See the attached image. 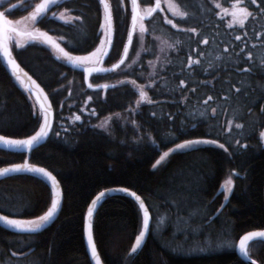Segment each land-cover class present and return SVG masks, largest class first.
Listing matches in <instances>:
<instances>
[{
	"label": "trees",
	"instance_id": "trees-1",
	"mask_svg": "<svg viewBox=\"0 0 264 264\" xmlns=\"http://www.w3.org/2000/svg\"><path fill=\"white\" fill-rule=\"evenodd\" d=\"M37 1L4 0L1 11L31 33L12 51L47 91L53 120L29 161L55 175L63 200L36 231L0 220V264H91L84 212L97 191L113 185L140 194L151 223L133 252L142 221L137 202L104 198L92 220L102 264H247L235 242L264 228V0H172L174 14L153 8L134 28L123 62L91 72L89 83L101 86L66 62L101 44V1L56 0L35 12ZM107 2L113 40L102 65L120 57L132 20L131 0ZM154 2L137 0L139 7ZM234 7L242 10L238 20ZM40 123L35 99L0 62V133L29 136ZM23 158L0 149V165ZM227 175L230 192L221 188ZM50 201L39 174L0 176V217L32 220ZM246 250L264 264V240H250Z\"/></svg>",
	"mask_w": 264,
	"mask_h": 264
},
{
	"label": "water",
	"instance_id": "water-1",
	"mask_svg": "<svg viewBox=\"0 0 264 264\" xmlns=\"http://www.w3.org/2000/svg\"><path fill=\"white\" fill-rule=\"evenodd\" d=\"M54 1H56V0H38L36 2V4L34 5V10L37 12H44L47 8H49V6L52 3H54ZM100 1L102 4V7H103L104 18L106 21V39H105V43H104L103 49L101 51V54L98 58V61L96 63L85 64V63H81V62H79L75 59H72V58H68V57L66 58V62L68 64H70L72 67L82 71L83 79L90 86H101L102 85V83H100V84H90L89 83V75L91 74V72L111 70L114 67H116L118 64H120V62L125 58L126 53H127V51H125V50L128 49V46L131 42L132 33L134 30L135 18L137 16V14H139L141 17H146L152 11V10H150L147 13L141 15L140 11H139L138 4H137V0H131L132 1V15H131L132 20H131L128 36H127V39L125 41L123 51H122L120 57L115 62H113L110 65H102V62L104 61L106 55L108 54L110 47H111V44H112L113 29H112V23H111V14H110L109 4H108L107 0H100ZM155 2H154V6L156 4ZM42 5L44 6L43 8H41ZM16 28H17V24H15L13 21L9 20L4 15V13L0 10V62L5 67V69L14 78H16L20 82V84H22V86H24L28 90V92L33 96V98L35 99V101L38 104L39 109H40L41 123H40V127L38 128V130L33 135H29V136H9V135H5V134L0 133V138H2V139H0V149L9 150V151H18V152L24 153L23 160L18 161V162H9V163H5L3 165H0V172H2V170L6 169V168L7 169H13V168H16L17 166H22L24 164H27L29 168L44 169L45 173L50 174V175L46 176V175L34 172V173H37V174L41 175L42 177H44L47 180V182L49 183V186L51 189V201H50L49 207L45 211V214L51 208V202L53 200H56L57 198H59L57 211L47 221H42L40 223L41 227L38 229H41L56 217V215L58 214L59 209L61 207L62 200H63V193H62L61 185H60L58 179L55 177V175L51 171H49L47 168H45L44 166H41L39 164H36V163L29 161V157H30V153H31L32 149L34 147L38 146L39 144H41L45 140V138L47 137V135L50 131L52 120H53V107H52L51 100L47 94V91L37 81V79L33 75H31L19 63V61L16 59V57L13 54V51L11 49L10 42H9L8 30L9 29H16ZM45 123H47V135L39 138L36 141H33V143L31 145L5 144V143H3L4 140H10V141L11 140H15V141L30 140L33 136L36 135V133L40 130V128L42 126H45ZM15 172H32V171H28L27 169L22 168L20 171H11V172H8L5 174H12ZM5 174H3V175H5ZM0 176H2V175H0ZM263 188H264V184H263ZM124 190H127V192H125ZM101 193H105V195H103L101 197V195H100ZM131 193H135L136 196H139L141 198V200L143 201V204H144V208L140 207V201H137L135 199V197L131 195ZM115 194H121V195L129 196V197L133 198L139 206V209L141 212V219H142L141 228H140L139 232L137 233V235L135 236L133 246L135 245L136 238L140 235L141 232H144V237L149 232L150 223H151V214H150V211L147 207V204L145 203L144 199L140 196V194H138L135 190H133L129 187L123 186V185L107 186V187L100 189L89 200V202L86 206L85 212H84V216H83V227H82L83 240H84L86 252H87V255L89 257L91 264H98V262H99V264H102L100 261V258H99V253L97 251V248H96V245L94 242V238H93V233H92V220H93L95 210L104 198H106L107 196H110V195H115ZM98 197H100V198L97 199ZM93 201H96L95 205H93ZM90 209H91V216H89V210ZM145 211H147V227H145V224H144ZM3 217H5V216H3ZM19 225L20 226L18 227L16 225L9 224V227L12 228L13 230H17V231H36V230H38V229L29 230V229H31L32 226L24 224V223L19 224ZM89 231L91 232L92 243L96 249V256L95 257L92 255L91 246L89 245V241H88ZM256 232H264V228L263 227L252 228V229H248V230L244 231L242 234L239 235V237L237 238L235 245H234V250H235L236 254L241 259H243L247 264H261L258 260H256L254 257H252L247 252L246 249L245 250L247 252V256L242 254L240 251V248H239L240 241L244 236L249 235L251 233H256ZM144 237H143V239H144ZM253 239L264 240V238H261V237H253ZM253 239H251V240H253ZM142 241H141V243H142ZM249 241L246 242V245Z\"/></svg>",
	"mask_w": 264,
	"mask_h": 264
},
{
	"label": "snow or ice",
	"instance_id": "snow-or-ice-1",
	"mask_svg": "<svg viewBox=\"0 0 264 264\" xmlns=\"http://www.w3.org/2000/svg\"><path fill=\"white\" fill-rule=\"evenodd\" d=\"M253 3H255V0H252ZM44 6L42 5L41 8H43ZM169 23H171V21H169ZM243 22L241 21V24ZM237 39H239V37H237ZM205 43H207V41H205ZM127 51V50H125ZM123 62V61H121ZM189 63H198V61H189ZM140 99L141 101H144V100H147V96L144 92H141L140 93ZM212 97H209L208 100H211ZM208 101H205V103H207ZM215 111V110H213ZM76 119H79V117L77 116ZM236 127H240L239 125H236ZM47 135V123H45V126H42L40 128V130L36 133L35 136H33L30 140H23V141H15V140H4L3 143L5 144H26V145H31L33 143V141H36L38 140L39 138L43 137V136H46ZM2 139V138H0ZM200 141H195V142H187L188 144L190 143H199ZM212 143H215L214 141H212ZM187 144L185 145H178L177 147L178 148H184L186 147ZM220 147H223V145H220ZM168 155V153H164L163 156H161L160 160H158L156 163L157 165L165 159V157ZM155 167V165H154ZM27 169L28 171H32V172H37V173H40V174H43V175H50L48 173H45L44 169H38V168H29L27 164H24L22 166H17L16 168H13V169H3L2 172H0V175H3L5 173H8V172H11V171H20L21 169ZM231 186H232V181L231 179H229L228 181H226L225 185H222V188L226 189L227 191H231ZM125 192H127V190H124ZM101 197L103 195H105V193H101L100 194ZM132 196L135 197V199L137 201H140V207L141 208H144V204H143V201L141 200V198L139 196H136L135 193H131ZM100 197H98L97 199H99ZM58 203H59V198H57L56 200H53L51 202V208L47 211V213L43 216H41L39 219L40 221H47L50 217L53 216V214L57 211V207H58ZM96 201H93V205H95ZM89 216H91V209L89 210ZM0 220H3L5 223H8V224H11V225H16V226H20L18 224L17 221L15 220H8L6 217H0ZM32 223V227L31 229L29 230H36L38 228L41 227V224L39 222H31ZM144 224H145V227H147V211H145V220H144ZM143 237H144V232H141L140 235L136 238V241H135V245L133 246L132 248V251L135 252L137 247H139V245L141 244V241L143 240ZM253 237H261V238H264V232H256V233H251L249 235H246L244 236L241 241H240V244H239V248H240V251L242 254H244L245 256H247V252H246V242L253 239ZM88 241H89V245L91 246V251H92V255L95 257L96 256V249H95V246L93 245L92 243V236H91V232L89 231V236H88ZM99 264V262H98Z\"/></svg>",
	"mask_w": 264,
	"mask_h": 264
},
{
	"label": "rangeland",
	"instance_id": "rangeland-1",
	"mask_svg": "<svg viewBox=\"0 0 264 264\" xmlns=\"http://www.w3.org/2000/svg\"><path fill=\"white\" fill-rule=\"evenodd\" d=\"M156 4L154 6V4L152 6H144V7H139V11H140V14H145L147 13L148 11L150 10H153V8H162V9H166L167 12L169 13H177L178 12V9L177 7L175 6V4L173 3L172 0H155ZM241 9H239V7H234L232 10H230V14L231 15V19L233 20H238L240 18V15L239 13L241 14ZM34 16L37 15V13H32ZM141 16L139 14H137L136 18H135V23H134V28L136 27L137 24H140L141 23ZM105 20V18H104ZM105 39H106V21H105V25H104V31H103V37L101 39V44L95 48L93 51H91L90 53L84 55V56H78L76 57L77 61L81 62V63H85V64H89V63H96L98 61V58L101 54V51L103 49V46H104V43H105ZM229 179H231L230 175H227L225 177V179L222 181L221 183V188H222V185H225L226 181H228ZM224 189V188H223ZM225 192H227L226 189H224ZM46 211V210H45ZM45 215V212L41 215L43 216ZM40 216V217H41ZM40 217H37V218H33L32 220H27V221H23V222H18L19 224H27V225H30L32 226V223L31 222H39L41 223L42 221H40ZM10 220V219H8ZM5 223V222H4ZM8 224V223H7Z\"/></svg>",
	"mask_w": 264,
	"mask_h": 264
},
{
	"label": "flooded vegetation",
	"instance_id": "flooded-vegetation-1",
	"mask_svg": "<svg viewBox=\"0 0 264 264\" xmlns=\"http://www.w3.org/2000/svg\"><path fill=\"white\" fill-rule=\"evenodd\" d=\"M3 2H4V0H0V10L4 9V7L2 6ZM49 8H50V6H49ZM49 8H47V9H49ZM32 9L34 10V6H33ZM35 12H37V11H35ZM25 26H26L25 24H21V25L17 24V28L16 29H9L8 30V37H9V42H10L11 49H13L12 48L13 45H16V46L22 45L23 42L25 41L26 37L27 38L31 37V35H30L31 33H29V31L27 30L28 27H25ZM39 38L42 39V37H39ZM42 42L46 43L45 40H42ZM50 46L51 45L49 44V47ZM54 50H55V48H54Z\"/></svg>",
	"mask_w": 264,
	"mask_h": 264
}]
</instances>
